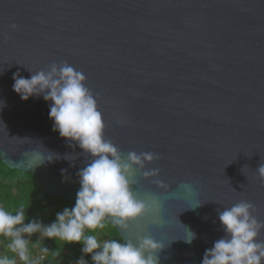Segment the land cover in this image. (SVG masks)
Segmentation results:
<instances>
[{
    "label": "water",
    "instance_id": "1",
    "mask_svg": "<svg viewBox=\"0 0 264 264\" xmlns=\"http://www.w3.org/2000/svg\"><path fill=\"white\" fill-rule=\"evenodd\" d=\"M63 62L98 97L105 138L159 157L145 165L158 177L137 172L133 188L160 208L113 226L122 242L150 236L160 264H201L225 235L218 210L246 201L264 221V0H0V160L75 203L83 150L52 130L50 101L12 89L14 73Z\"/></svg>",
    "mask_w": 264,
    "mask_h": 264
},
{
    "label": "clouds",
    "instance_id": "2",
    "mask_svg": "<svg viewBox=\"0 0 264 264\" xmlns=\"http://www.w3.org/2000/svg\"><path fill=\"white\" fill-rule=\"evenodd\" d=\"M11 27L16 29L17 25ZM27 70L29 78L19 72L13 74V91L23 101L41 96L46 102L50 101L52 130L66 139L70 147L73 142L78 145L88 162L77 172L80 187L74 205L58 211L51 223L29 218L28 206L24 204L11 210L0 206V237L7 240L0 264H40L49 249L42 248L43 255L39 257L31 255L29 245L31 237L36 234H39V240L82 245V255L75 264H88L84 258L88 255L92 264H160L158 253L163 244L150 236H138L136 242L99 238L109 225L126 231L130 223L159 210L157 196H153L149 203L139 199L133 188V177L137 172L145 179L158 177L159 169L145 170L146 163H152L159 158L158 155L130 151L124 156L111 140L105 138L98 97L86 86V76L81 71L67 62L53 63L36 72ZM4 106L5 102L0 101V110ZM118 123L123 126L126 121L121 119ZM58 158L49 155L46 159L51 163ZM65 158L73 159L70 155ZM65 171L62 170V174ZM256 171L264 181V164L260 163ZM152 182L167 188L159 179ZM254 212L255 206L246 201L218 210L225 235L205 250L201 264H264V240L259 239L264 221L258 220ZM194 239L196 233L185 229L184 241L191 244ZM8 252L13 255L10 257Z\"/></svg>",
    "mask_w": 264,
    "mask_h": 264
},
{
    "label": "trees",
    "instance_id": "3",
    "mask_svg": "<svg viewBox=\"0 0 264 264\" xmlns=\"http://www.w3.org/2000/svg\"><path fill=\"white\" fill-rule=\"evenodd\" d=\"M21 204L28 206L27 216L29 218H39L45 224L51 223L58 211L74 205L63 198L47 194L41 187L35 172L10 169L0 160V206L11 210ZM38 236L39 234H36L31 237L29 245L31 255L34 258L39 257L43 255L42 248L49 249V253L44 256L40 264H75L82 255L80 244H65L48 239L39 240ZM99 238L121 241L119 233L111 225L100 233ZM6 243L7 240L0 237V255L5 254ZM54 253H59V255H54ZM7 255L11 257L13 254L8 252ZM84 258L88 264H92L90 255Z\"/></svg>",
    "mask_w": 264,
    "mask_h": 264
}]
</instances>
